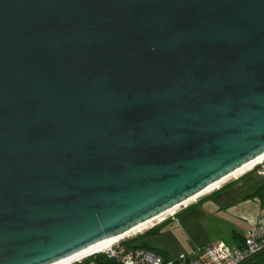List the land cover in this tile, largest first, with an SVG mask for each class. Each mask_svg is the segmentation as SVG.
I'll return each mask as SVG.
<instances>
[{
	"label": "water",
	"instance_id": "95a60500",
	"mask_svg": "<svg viewBox=\"0 0 264 264\" xmlns=\"http://www.w3.org/2000/svg\"><path fill=\"white\" fill-rule=\"evenodd\" d=\"M264 154V0H0V264H58Z\"/></svg>",
	"mask_w": 264,
	"mask_h": 264
},
{
	"label": "rangeland",
	"instance_id": "374dc122",
	"mask_svg": "<svg viewBox=\"0 0 264 264\" xmlns=\"http://www.w3.org/2000/svg\"><path fill=\"white\" fill-rule=\"evenodd\" d=\"M226 186L240 189V193H242L241 195L243 196L250 195L255 193V191L258 190L260 186H264V177L259 176L256 173L247 171L241 175L228 178L227 180L222 182L219 185V190ZM216 191L218 190H212L208 193L203 194L199 198L190 201L187 204L186 208L181 207L177 209L175 219H179L181 223H178L176 220H173L171 217H169L166 223L171 220L176 223L169 222L168 224H165L161 227L157 225L154 228H159L155 233H148V231L152 229L151 226L148 225L145 228L131 233L128 237L133 239L141 236L137 240L138 244L156 247L159 252L165 253L167 257L172 260L182 255H188L195 246L208 245L223 230L221 226L217 225L214 218L215 216L208 213V209H211L212 206L217 203L219 204V202H217V195L211 197V199L203 200L206 196ZM201 200L203 201L201 202ZM212 200H214V202H211ZM199 203L200 205L195 206ZM191 206L193 207L191 208ZM187 222H191L193 224L188 227H184V223ZM95 254L96 253L93 252L79 259H76L69 264H74L81 260L84 261L85 259Z\"/></svg>",
	"mask_w": 264,
	"mask_h": 264
},
{
	"label": "built area",
	"instance_id": "2783aa9c",
	"mask_svg": "<svg viewBox=\"0 0 264 264\" xmlns=\"http://www.w3.org/2000/svg\"><path fill=\"white\" fill-rule=\"evenodd\" d=\"M249 172L264 177V162L253 166ZM215 190H219V186L213 189V191ZM188 203L176 207L173 212L164 214L161 216L162 218H158L149 225L153 229L155 226L166 222L169 217L176 220V210L181 207L186 208ZM130 239L118 240L109 249L99 253L105 254L108 258L114 259L120 264H243L247 259L264 252V203L259 210L256 226L247 233L240 247L231 248L222 242H218L213 245L197 247L190 255H182L164 263L160 255L150 250L128 248L125 242ZM81 262L82 260L77 263ZM84 264L95 263L88 262Z\"/></svg>",
	"mask_w": 264,
	"mask_h": 264
},
{
	"label": "crops",
	"instance_id": "0c3cea01",
	"mask_svg": "<svg viewBox=\"0 0 264 264\" xmlns=\"http://www.w3.org/2000/svg\"><path fill=\"white\" fill-rule=\"evenodd\" d=\"M256 192L257 190L255 193ZM255 193L243 196L241 195L242 193H240V189L226 186L203 199H211V197L217 195V202H219V204L217 203L212 206L211 209H208V213L215 216L214 218L217 225L223 228L222 232L208 245H213L218 242H222L231 248L240 247V245H242L244 237L256 226L258 213L263 205L261 198L253 197ZM203 200H201V202ZM211 202H214V200ZM200 203L195 206L200 205ZM192 207L193 206H191V208ZM169 222L173 221L171 220ZM177 222L181 223L179 219H177ZM184 224V227H188L193 223L187 222ZM208 245L195 246L193 250L197 247ZM146 247L151 249V251L153 250L152 252H159L156 247L150 245H146ZM193 250L188 255H190Z\"/></svg>",
	"mask_w": 264,
	"mask_h": 264
},
{
	"label": "bare ground",
	"instance_id": "6f19581e",
	"mask_svg": "<svg viewBox=\"0 0 264 264\" xmlns=\"http://www.w3.org/2000/svg\"><path fill=\"white\" fill-rule=\"evenodd\" d=\"M262 159H264V154L261 155L260 157L256 158L255 160H253V161L247 163L246 165L242 166L241 168H239V169L236 170L235 172L231 173V174L228 175L227 177H225V178L221 179L220 181H218V182H216V183L210 185L209 187H207L204 191H202V192L199 193L198 195H196V196L190 198L189 200L185 201L184 203H182V204H180V205H178V206H183L185 203L190 202V201H192V200H194V199H196V198H199V197L202 196L203 194L212 191L213 189H215L217 186H219L222 182H224V181L227 180L228 178H231V177H234V176L236 177V176H238V175H241V174H243V173L249 171L253 166H255V165H259V164H261L262 162H264V160H262ZM261 160H262V161H261ZM259 161H260V162H259ZM178 206H177V207H178ZM175 209H176V207H175L174 209H171V210L165 212L164 214H167V213H169V212H171V211H173V210H175ZM164 214H162V215H160V216H158V217H156V218H154V219H151V220H149V221H147V222H145V223H143V224H140V225L136 226L135 228L131 229L130 231H128V232H126V233H124V234H122V235H119V236H116V237H113V238L107 239V240H105V241H103V242H101V243H99V244H97V245H95V246H93V247H91V248H89V249H86L85 251H83V252H81V253H79V254L73 256V257H70V258H68V259H66V260H64V261L59 262L58 264H69L70 262H72V261H74V260H76V259H79V258H81V257H83V256H86V255H88V254H91V253H93V252H95L96 254H98L99 252H102V251H104V250H107V249H109V248L111 247L112 244H114V243L117 242L118 240H123L124 238L128 237L131 233L136 232V231H138V230H140V229H142V228H145V227L148 226L150 223L154 222V221L157 220L158 218H161V216H163ZM128 238H129V237H128Z\"/></svg>",
	"mask_w": 264,
	"mask_h": 264
},
{
	"label": "trees",
	"instance_id": "16d2710c",
	"mask_svg": "<svg viewBox=\"0 0 264 264\" xmlns=\"http://www.w3.org/2000/svg\"><path fill=\"white\" fill-rule=\"evenodd\" d=\"M263 193H264V186H260V188L257 190V192L254 194V196H257L259 198H261L262 203H264V198H263ZM165 223H162L161 225H159L160 227L165 225ZM158 228H153L151 230L148 231V233H155L158 231ZM141 236H138L136 238L130 239L128 241L125 242L126 246L128 248H143V249H147L150 250L148 247H146V245H141L137 243V240L140 238ZM243 241V240H242ZM241 246V245H240ZM153 251V250H152ZM155 254L160 255L161 258L164 260V263L170 261L171 259L167 257V255L165 253L162 252H155ZM88 262H93L95 264H120L119 262H117L114 259H110L108 258L105 254L99 253V254H95L90 256L89 258L85 259L84 261H82L81 263H74V264H84V263H88ZM243 264H264V252L255 255L249 259H247Z\"/></svg>",
	"mask_w": 264,
	"mask_h": 264
}]
</instances>
